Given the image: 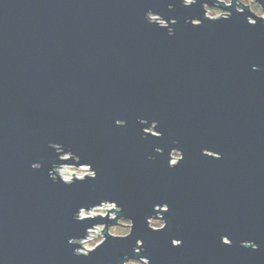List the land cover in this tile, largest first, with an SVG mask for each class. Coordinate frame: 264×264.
I'll list each match as a JSON object with an SVG mask.
<instances>
[{
  "label": "water",
  "instance_id": "95a60500",
  "mask_svg": "<svg viewBox=\"0 0 264 264\" xmlns=\"http://www.w3.org/2000/svg\"><path fill=\"white\" fill-rule=\"evenodd\" d=\"M253 2L263 15L240 0H0V264H264ZM53 163L97 175L53 182ZM121 220L130 232L114 236Z\"/></svg>",
  "mask_w": 264,
  "mask_h": 264
},
{
  "label": "clouds",
  "instance_id": "9594fccd",
  "mask_svg": "<svg viewBox=\"0 0 264 264\" xmlns=\"http://www.w3.org/2000/svg\"><path fill=\"white\" fill-rule=\"evenodd\" d=\"M193 2H194V0H183V3L185 5H191ZM169 7H171V5H169ZM152 13L153 12L150 11V10L145 13V18L149 22L155 20V16H152ZM171 22L173 24L176 23L174 18L171 20ZM173 32H174V30L171 31V32L168 31V34L172 35ZM50 143H55V142H50ZM56 144L62 145L61 143H56ZM56 153L59 154L57 151H56ZM220 157H221V153H219V155L216 158H220ZM58 159H59V155H58ZM173 163H175V161H173ZM37 164H38V161L35 162L32 165V167L38 169L37 168ZM55 165H56V163H53L51 169L49 170L50 179L53 182H61V183L65 184V185H72L73 184V177L68 172H59V170L55 167ZM87 175H88V178H93L94 179L96 177V175H97V172H96V170H91V171L88 172ZM77 180H79V181H84L85 180V174H84L83 171H77ZM102 200H104V199H100L99 202L102 201ZM99 202L93 203V204L89 205L88 207L95 206ZM106 207L107 208H115L116 205L115 204H107ZM90 215H93V213L86 212L85 211V207L84 206H80L73 213V219L76 220V221H82L86 216H90ZM121 223L124 224V223H127V222L122 221ZM152 227L155 228V229H159V228L163 227V224L161 222H159V221H153L152 222ZM102 228H103V225H100L94 230V236L91 239V242L88 243L87 245H85L87 248H89V249L95 248V247H97L98 245H100V244H102L104 242L105 238H104V236L102 234H99V235L95 234V233H100ZM112 233H113L114 236H120V237L127 236L128 233H129V228L128 227H113L112 228ZM69 243H72L71 242V238L69 240ZM222 243H223V241H222ZM251 248H256V245L252 244ZM74 252H75V249H74ZM84 254L87 255L86 252ZM108 264H112V262L109 261ZM121 264H148V261L147 260H143L142 262L141 261H126V259H123L121 261Z\"/></svg>",
  "mask_w": 264,
  "mask_h": 264
},
{
  "label": "rangeland",
  "instance_id": "374dc122",
  "mask_svg": "<svg viewBox=\"0 0 264 264\" xmlns=\"http://www.w3.org/2000/svg\"><path fill=\"white\" fill-rule=\"evenodd\" d=\"M225 1H226V3H230L231 0H225ZM241 2L243 4L250 5L251 8H252V10L254 12H256L257 14L263 15V12H262L261 8H260V10H258L256 8V3H254L253 0H241ZM223 13H224V11L223 10L221 11L219 8H215V7H211L210 8V7H208L207 15L209 17H220V16H222ZM158 20H160L163 23V21L161 19H158ZM151 130L153 131L154 129H151ZM174 157L175 158H173V161H175L178 157H180V154L177 153V152H175L174 153ZM58 170H59V172H68L72 177H74V176L76 177L77 176V171H83L84 174H85V176H86V174H88L89 171H91V169L89 168L88 165L82 166V167H76V166L73 167V166H70V165H64L63 167L59 168ZM73 174H74V176H73ZM116 208L117 207H115L114 209H116ZM110 209H112V208H107L106 206L100 207L99 209H96L93 212H91V213H93V215H91V216H98L99 214L102 215V216H106V214L108 213V210H110ZM108 216L114 217L115 216L114 210L110 211ZM122 221H125L127 223L122 224L121 223ZM153 221H159V222H161L163 224V221L161 219H159V218H156V219L152 220V222ZM152 222H151V226H152ZM113 227H128L129 228V232H130V222L129 221H126V220H121L119 225L110 227L111 232H112V228ZM102 230L100 232L101 234H102ZM100 233H95V234L98 235ZM93 236H94V233H92L89 236V238H87V239H85V240H83L81 242L82 243V247L79 249L80 252H86L87 250H89V248H87L85 245H87L88 243L91 242V239L93 238ZM134 261H136V260H134Z\"/></svg>",
  "mask_w": 264,
  "mask_h": 264
},
{
  "label": "built area",
  "instance_id": "2783aa9c",
  "mask_svg": "<svg viewBox=\"0 0 264 264\" xmlns=\"http://www.w3.org/2000/svg\"><path fill=\"white\" fill-rule=\"evenodd\" d=\"M107 204H114V203H103V204H101V205H99V207H95V208H93V209H91V210H88V211H86V212H93L94 210H96V209H99L100 207H103V206H106ZM91 216V215H90ZM87 217V216H86ZM98 226H95V227H93V228H91V229H89V233H88V236H87V238H89V236L92 234V233H94V230L97 228ZM103 235V234H102ZM86 238V239H87Z\"/></svg>",
  "mask_w": 264,
  "mask_h": 264
},
{
  "label": "flooded vegetation",
  "instance_id": "af4514ba",
  "mask_svg": "<svg viewBox=\"0 0 264 264\" xmlns=\"http://www.w3.org/2000/svg\"><path fill=\"white\" fill-rule=\"evenodd\" d=\"M240 1H241V0H240ZM175 152H177V153H179V154H180V157H178V158L175 160V163H176V162H178V161H179V159L181 158V152H180V151H178V150H175V151L173 152V154H172V157H173V158H175V157H174V153H175ZM172 162H173V159H172Z\"/></svg>",
  "mask_w": 264,
  "mask_h": 264
},
{
  "label": "trees",
  "instance_id": "16d2710c",
  "mask_svg": "<svg viewBox=\"0 0 264 264\" xmlns=\"http://www.w3.org/2000/svg\"><path fill=\"white\" fill-rule=\"evenodd\" d=\"M256 8L258 9V10H260V7L256 4Z\"/></svg>",
  "mask_w": 264,
  "mask_h": 264
}]
</instances>
